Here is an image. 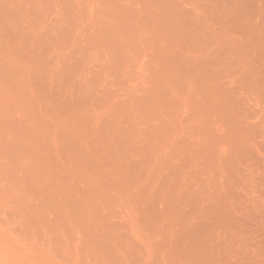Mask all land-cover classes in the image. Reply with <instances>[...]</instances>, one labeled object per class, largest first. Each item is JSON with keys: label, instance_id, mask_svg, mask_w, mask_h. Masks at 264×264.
I'll return each instance as SVG.
<instances>
[{"label": "bare ground", "instance_id": "obj_1", "mask_svg": "<svg viewBox=\"0 0 264 264\" xmlns=\"http://www.w3.org/2000/svg\"><path fill=\"white\" fill-rule=\"evenodd\" d=\"M0 264H264V0H0Z\"/></svg>", "mask_w": 264, "mask_h": 264}]
</instances>
